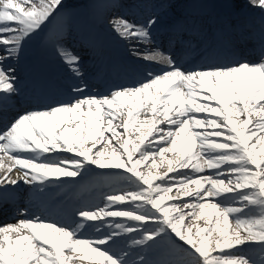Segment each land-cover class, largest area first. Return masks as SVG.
I'll return each instance as SVG.
<instances>
[{"label": "snow or ice", "instance_id": "snow-or-ice-1", "mask_svg": "<svg viewBox=\"0 0 264 264\" xmlns=\"http://www.w3.org/2000/svg\"><path fill=\"white\" fill-rule=\"evenodd\" d=\"M249 2L264 12V0ZM69 10L66 0H0V112L20 93L15 63L42 34L80 81L0 127V198L24 184L43 203L68 183L99 196L60 220L17 209L25 218L0 226V264H264V57L187 67L134 46L159 69L90 95L81 57L65 44ZM110 23L122 40L147 45L157 20ZM169 152L178 155L166 173L140 170ZM152 250L162 258L148 259Z\"/></svg>", "mask_w": 264, "mask_h": 264}, {"label": "bare ground", "instance_id": "bare-ground-1", "mask_svg": "<svg viewBox=\"0 0 264 264\" xmlns=\"http://www.w3.org/2000/svg\"><path fill=\"white\" fill-rule=\"evenodd\" d=\"M139 0H66V2L69 5L70 10L65 13V15L69 16L72 13L81 15V16H86L88 15L93 16V18L95 19L94 21L97 22L100 25H104V21L107 22L108 26L111 27V23L110 21L114 18V17H120L123 16L131 21H135L138 23H143V21H145V18H141L140 16H138V10L135 9V7H137V4ZM145 1V3H147L149 6L145 9V11H143L144 16L149 17L150 18H156L159 19V26H161V31L160 33L162 35H166L167 31L166 29H170V30H174V31H178V33H182V31H186V26H182L179 23V21H183L185 19V17H182V15L185 13L186 14V19H188L189 21H193L194 19L197 18H205L207 19V17H210L209 14L204 15V13H208L213 11V7L216 6L217 9H221L222 12H224V15L228 14L229 16H232V18H229L230 21H233L236 19V17H234L233 12L238 11V10H247V8L252 7L253 5L250 4L249 0H189L187 3L184 2L183 0H143ZM215 3V4H212ZM124 5V7H123ZM126 6V7H125ZM254 8H257L255 6H253ZM140 9V6H139ZM238 9V10H237ZM168 10L169 13L168 14H162L163 11ZM202 12H204L202 14ZM259 12H261V14H263L264 12L261 11V9L259 8ZM236 15V13H235ZM264 16V15H263ZM223 17V14H222ZM70 18H67L64 16L63 20H62V25L63 28L64 26H67L66 22L69 23V21H71V23H77L78 19H76V17H73L69 20ZM161 24V25H160ZM235 24V23H234ZM112 28V27H111ZM70 32V33H69ZM65 36V44L67 46L72 45L73 44V40L72 38H78L81 36V34L85 33L83 30H65L64 31ZM188 35H190V31H188ZM87 34V33H86ZM152 34L155 35V31L152 30ZM84 35V34H83ZM193 35H191L189 38L192 39ZM48 38V35H47ZM169 38H171L170 43L175 42L174 37L170 36ZM46 40V38H44ZM80 39V38H79ZM38 37L34 38L33 41H36L33 46H36V44H39V46L36 48L37 51L42 50L44 46L43 42L38 43ZM29 44H31L32 42H28ZM28 44V45H29ZM46 46L48 47V44L46 42ZM140 48H138L137 50H140L141 52H143L145 49L148 50H153L151 47H149L148 45H144L142 46H138ZM2 54V53H0ZM208 59H213L214 60V56H208ZM259 62V61H257ZM254 62V63H257ZM126 111V109H125ZM142 112H145L146 109H142ZM124 117H118V120L114 123H118L120 120H122ZM144 116H141V119H143ZM161 127H164V125H161ZM120 131H123L122 129H120ZM132 130L130 129V132ZM109 135V134H106ZM133 134V138H134ZM115 143V141L113 142ZM147 143V141H146ZM90 146V145H89ZM110 147V146H109ZM70 155V154H68ZM177 153H173V152H169L165 154V158H164V162L161 163V158L159 156L155 157L157 163L156 165H152L151 163V159L147 162H144L140 168V170L147 174L148 172H151L154 175H162L163 173L167 172V160L168 159H172L175 160L177 158ZM3 163L4 165H8L9 163H11L7 157H3ZM15 171V170H14ZM182 171H186V170H182ZM4 169H0V175H3ZM172 175V174H169ZM71 185V183H69ZM74 189L76 190V194H74L73 192H71L72 194H74L75 198H79V194L82 192H88L90 198L89 199H93L95 200L98 196H99V190L96 189H92V190H84L82 188V186L80 185H73ZM194 187V186H193ZM18 191V188L15 190V192ZM60 193V190H58L56 192ZM177 189L173 188V192L169 193V195H177ZM33 195V194H32ZM34 196V195H33ZM57 196V195H56ZM12 197V194L10 193L7 197H4L6 199H10ZM2 199V198H0ZM190 199V198H188ZM53 200V199H52ZM41 203V202H40ZM166 203H168L166 201ZM187 211V210H186ZM55 213H58L62 216V215H66L67 211L66 210H60L59 207H57V209H55V211H53ZM187 219H191L193 221V224H191L188 227H193V230L195 231L196 228V220L194 218H186ZM20 220V219H18ZM17 220H14L12 223H16ZM9 224V223H8ZM7 225V224H5ZM5 225H0V226H5ZM69 256L73 255L72 253H67ZM150 259V258H148ZM70 264H77V261L75 259H73L72 261H70ZM80 264H83V262H80Z\"/></svg>", "mask_w": 264, "mask_h": 264}, {"label": "rangeland", "instance_id": "rangeland-1", "mask_svg": "<svg viewBox=\"0 0 264 264\" xmlns=\"http://www.w3.org/2000/svg\"><path fill=\"white\" fill-rule=\"evenodd\" d=\"M99 170V169H98ZM64 179H67V178H64ZM196 220V219H195ZM196 222V226H199V227H205V223H204V221L203 220H199V221H195ZM191 224H193V221L191 220V219H187V221H186V226H190ZM155 251H160V252H162L161 250H152L151 252H148V253H146L145 255H150L151 253H153L154 252V254H155Z\"/></svg>", "mask_w": 264, "mask_h": 264}]
</instances>
